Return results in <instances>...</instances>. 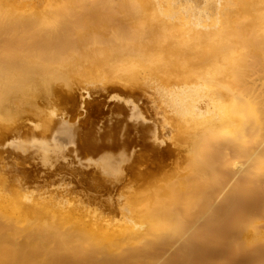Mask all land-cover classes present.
<instances>
[{
	"label": "bare ground",
	"instance_id": "1",
	"mask_svg": "<svg viewBox=\"0 0 264 264\" xmlns=\"http://www.w3.org/2000/svg\"><path fill=\"white\" fill-rule=\"evenodd\" d=\"M80 82L96 84L92 92L99 97L120 91L113 107L100 110L103 125L87 124L88 117L75 118L67 110L50 124L54 100L72 99L79 110L91 106L84 95L77 101L76 92L66 90L84 89ZM143 96L153 103L152 121L137 113L134 101ZM25 112L47 127L40 142L47 158L66 134L76 141V156L97 155L121 142L141 144L157 156H187L194 179L169 180L131 203L124 216L134 227L101 232L63 214L64 203L53 210L48 198L17 193L5 198L0 181V264L146 260L144 247L167 230L172 209L183 199L189 202L187 193L196 187L213 188L217 180L205 179L206 174L216 177L221 161L241 174L231 181L222 205L226 213L236 209L238 246L264 250L263 220L246 204L264 191V0H0V143L25 129L28 123H17ZM51 125L56 131L48 134ZM110 136L116 138L104 143ZM167 138L175 146L168 151L157 143ZM107 152L93 163L114 176L115 155ZM28 165L24 171L37 167ZM223 214L222 209L208 213L161 264H178L181 258L200 264L202 251L225 237L215 229L217 220L225 225Z\"/></svg>",
	"mask_w": 264,
	"mask_h": 264
},
{
	"label": "rangeland",
	"instance_id": "2",
	"mask_svg": "<svg viewBox=\"0 0 264 264\" xmlns=\"http://www.w3.org/2000/svg\"><path fill=\"white\" fill-rule=\"evenodd\" d=\"M80 85L86 87L84 89L74 87L76 90L74 88L66 90H68L69 94H75L74 92H76L75 96L77 101H80L82 95H84L83 98L87 100L90 99L91 106L80 108L79 110L77 109L78 105L75 104L76 101L72 99L66 102L64 100H54L51 105H49L51 116L49 121L50 124L54 122L53 119H56L62 112L67 110L66 112L69 113V115L74 114L75 118L88 117L87 124H89V121H96V127H101L103 125L101 121L105 120V117H102L100 110L113 107L118 101L114 95L119 94L120 91H104L103 93L105 94L99 97L96 93L92 92L96 86L93 82H80ZM65 87L70 88V86L67 85H65ZM87 88L91 91V95L89 94L90 96L87 93ZM145 97L143 96V100L134 101L139 104L137 113L147 116L148 120L152 121L151 119L156 116L154 115L153 103L148 96ZM66 107L68 109H66ZM74 108L76 109L75 111ZM71 111H73V113ZM87 112L88 116L85 115ZM160 116L162 115H158V117ZM74 121L75 119L71 122ZM23 122L28 123L27 126L29 129H27L26 126L25 129L20 132L9 134L0 143V181H4L1 192L7 199H10L13 193L23 196L29 194L43 199L48 198L47 201H49L50 205L52 203L50 208L53 210L61 209L62 207H56H58V203H64L63 214L66 213L72 220L77 218L76 221L83 223V225H87L91 231L94 229L93 232H95V228L99 229L96 230V232H99L100 230L114 231L115 229L117 231L127 226L134 227V223L129 218V215L124 216L134 202L140 198L143 199L149 196V194L156 191L160 186L168 183L169 180H183L185 176H191V178H188V181L194 179L192 172L189 170L191 161L187 159V156L176 157L173 155L167 157V155L164 154L157 156V154L151 151V148H144L141 144L130 146L121 142L122 144L111 146L110 149V146L104 148L105 150H101L102 152L97 155L92 152H86L76 156L74 155L76 141H73L72 138L68 137L66 134L59 140L57 139V143L55 142L50 147L52 149L48 152L49 158H47L43 153L45 146H41L40 143L43 141L42 134L47 127H43L40 118L29 112L23 113L17 120V123ZM30 125L32 128H30ZM52 127V125L49 127L47 131L48 134L52 133V131H56V127ZM115 138H112V136L105 137L103 141L104 143H111ZM166 141L169 143L161 142V140L158 139L157 143L166 151L170 149V146L173 148L175 147L170 144L171 140L168 139ZM22 150L32 151V156L28 159L25 155L26 152H22ZM107 150V153L112 152L110 154L115 155L114 162L117 166L114 168V176H107V173H105L103 169H99L96 164H94V161L97 160V163L100 161V154H104ZM23 153L25 154L23 155ZM222 162L223 161L214 169L215 172L213 170L211 171L216 174V177L213 175L212 178L213 173L209 174L207 172L206 174L205 179H209V181L212 179L211 182L217 180L212 183V185L215 184L213 188L202 184L196 187V189H194L195 191L191 190L188 192L187 195L192 198L189 202H186L184 199L181 200L180 203H177V205L179 204L180 206L177 207L176 205L175 210L172 209V218L170 217L168 221L170 225L161 235V238L158 237V240L154 239L155 241H151L150 247H148V245L144 247L143 252L145 254H143L147 261L135 260L133 264H161L167 256L178 252L186 237L202 226L203 222H205L209 216L208 213L210 214L212 211L219 209L224 210L225 215L223 214V218L225 225L221 227L217 220V222L215 221V229H217V234L220 233V236L225 234L224 239H226L229 244L226 243V240L225 242L223 241L224 239H220L219 242L217 241V243L208 247L207 251H202V259H200L202 262H200L204 264H211L212 261L213 264H218V262L219 264H264L263 246L258 249H254L253 247L241 248V246H238L236 235L239 233L240 229L237 227L238 225L236 223V209L227 208L228 211L226 213V207L222 205H226V200L228 199L226 195L233 186V183L241 178V174H239V176L234 173L231 171L233 170L232 166L228 167L229 164L226 165V162V164ZM30 163H35L37 167L34 170L28 167V171H24L23 166ZM143 168L144 170L142 171ZM139 169H141L140 173ZM237 177L238 179H236ZM231 181H233V183ZM115 183H118V185L114 186L113 184ZM68 188H70V190ZM260 191L254 196L249 197L250 199L247 198L246 204L250 208L249 211L254 216L262 218L263 221L260 227L264 228V191ZM231 233L234 234L233 237ZM256 251H258L259 254H256ZM180 260L178 264L186 263V260L184 261L183 258ZM102 264H123V261L108 260Z\"/></svg>",
	"mask_w": 264,
	"mask_h": 264
}]
</instances>
